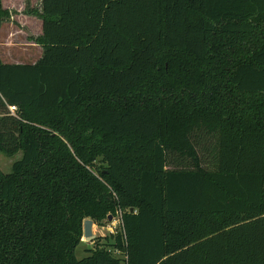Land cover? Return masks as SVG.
<instances>
[{
	"label": "trees",
	"instance_id": "trees-1",
	"mask_svg": "<svg viewBox=\"0 0 264 264\" xmlns=\"http://www.w3.org/2000/svg\"><path fill=\"white\" fill-rule=\"evenodd\" d=\"M40 6L41 56L0 57V264H264V0Z\"/></svg>",
	"mask_w": 264,
	"mask_h": 264
},
{
	"label": "rangeland",
	"instance_id": "rangeland-1",
	"mask_svg": "<svg viewBox=\"0 0 264 264\" xmlns=\"http://www.w3.org/2000/svg\"><path fill=\"white\" fill-rule=\"evenodd\" d=\"M12 6V11L15 16L11 15L12 20H4L5 22L0 24V54L5 61H16L21 63H33L36 59L35 47H32L31 37L40 34V30H37L35 25L29 24L28 27L21 25L20 14L24 9L31 7L29 0H14L12 4H8L6 7ZM34 8H38L33 4ZM7 9V8H5ZM20 11V12H19ZM19 22V24H18ZM25 22V21H24ZM29 23V21H27ZM25 23V24H27ZM21 157V152H16L9 156L3 152H0V171L7 174L11 171L12 163ZM121 231L120 216H116L110 220H106L103 225L98 226L93 223L92 234L94 238L90 241L84 240L81 237L80 244L75 248L74 255L77 259L83 258L88 255V250L92 249L96 240L100 245L113 244L115 236ZM113 255L120 260L121 264H126L125 254L120 250L113 251Z\"/></svg>",
	"mask_w": 264,
	"mask_h": 264
},
{
	"label": "crops",
	"instance_id": "crops-1",
	"mask_svg": "<svg viewBox=\"0 0 264 264\" xmlns=\"http://www.w3.org/2000/svg\"><path fill=\"white\" fill-rule=\"evenodd\" d=\"M13 1L14 0H1L2 9L7 8V10H9V11L12 10V6H10V7H6V6H8V4H12ZM29 1L31 2V7L29 9H24L23 12L19 15L20 16L19 22L21 25H25V26L27 25L26 27H28L29 24H32V26L35 25L37 27V30L38 29L40 30V34H41L42 33V19L39 18V16L35 15V13H34V11L40 13V11H41V6H40L41 0H29ZM33 4L37 5L38 8H34ZM11 15L15 16V14L12 11H11ZM10 18H11V16H10ZM10 20H12V19H10ZM5 21H2V23ZM27 21H29V23H27ZM19 22H18V24H19ZM25 23H27V24H25ZM40 34L38 33V35H40ZM38 35H36V36H38ZM32 45H34L32 47H35V49H36L35 50L36 59L34 60V62H35L41 56L42 48L39 44H37L33 41H32ZM0 57H1L2 61L5 63H21V62H16V61H11V62L5 61L4 58H2L3 57L2 54H0Z\"/></svg>",
	"mask_w": 264,
	"mask_h": 264
},
{
	"label": "water",
	"instance_id": "water-1",
	"mask_svg": "<svg viewBox=\"0 0 264 264\" xmlns=\"http://www.w3.org/2000/svg\"><path fill=\"white\" fill-rule=\"evenodd\" d=\"M111 219V216H108V220ZM92 226L93 222L91 219H85L82 224V236L84 240H92L94 238V235L92 234Z\"/></svg>",
	"mask_w": 264,
	"mask_h": 264
},
{
	"label": "built area",
	"instance_id": "built-area-1",
	"mask_svg": "<svg viewBox=\"0 0 264 264\" xmlns=\"http://www.w3.org/2000/svg\"><path fill=\"white\" fill-rule=\"evenodd\" d=\"M15 110H16L15 106H9V111L11 114H14Z\"/></svg>",
	"mask_w": 264,
	"mask_h": 264
}]
</instances>
